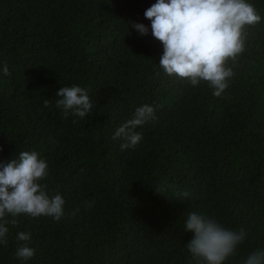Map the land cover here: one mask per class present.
<instances>
[{"label": "trees", "instance_id": "obj_1", "mask_svg": "<svg viewBox=\"0 0 264 264\" xmlns=\"http://www.w3.org/2000/svg\"><path fill=\"white\" fill-rule=\"evenodd\" d=\"M247 2L261 21L245 26L216 97L160 67L163 45L144 16L156 0H0V162L38 152L49 196L65 200L59 221L19 214L6 225L0 264H197L191 212L247 233L224 264L264 250V0ZM73 84L95 104L84 118L56 107ZM145 104L157 118L121 151L114 132ZM24 244L35 249L27 261L15 255Z\"/></svg>", "mask_w": 264, "mask_h": 264}, {"label": "clouds", "instance_id": "obj_2", "mask_svg": "<svg viewBox=\"0 0 264 264\" xmlns=\"http://www.w3.org/2000/svg\"><path fill=\"white\" fill-rule=\"evenodd\" d=\"M151 21L152 36L162 43L163 53L159 65L168 76L186 78L192 86L201 81L208 83L213 95L220 97L233 76L229 60H235L244 49L245 26L261 21L255 7L247 0H156L144 12ZM140 35L149 33V26L132 23ZM3 74L10 75L7 64ZM56 96V107L65 118L71 113L80 118L91 113L95 104L88 90L73 84L61 87ZM48 101H45L47 106ZM155 109L145 104L136 108L133 117L122 124L112 139H121V151L134 148L142 139L136 131L150 120H155ZM48 163L36 151H22L18 158L0 162V244H7L8 224L16 225L19 214L32 217L48 216L59 221L64 215L65 200L57 194L50 197L47 184ZM188 192H183L188 197ZM94 202H85L91 207ZM78 211V209H77ZM75 213H73L74 215ZM10 216L11 219L6 217ZM185 231L192 232L187 249L197 264H224L247 233L225 228L215 219L191 212L187 216ZM30 233L19 232V241H29ZM35 249L27 244L18 247L15 255L23 261L34 256ZM244 264H264V250L247 256Z\"/></svg>", "mask_w": 264, "mask_h": 264}]
</instances>
